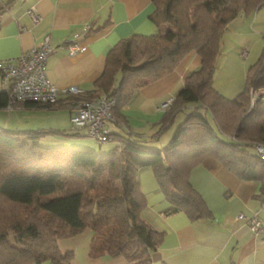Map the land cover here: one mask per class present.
<instances>
[{
	"label": "trees",
	"instance_id": "trees-1",
	"mask_svg": "<svg viewBox=\"0 0 264 264\" xmlns=\"http://www.w3.org/2000/svg\"><path fill=\"white\" fill-rule=\"evenodd\" d=\"M151 2L150 19L158 27L169 23L173 34H133L119 40L106 54L95 90L75 98L115 97V119L137 88L168 74L194 52L201 63L184 78L161 126L178 112L183 119L160 148L116 136V144L105 152L40 144L48 133L59 131L0 127V264H69L72 252L61 251L57 240L85 228L93 231L91 256L120 255L127 264H150L163 231L140 216L145 205L137 179L141 168L153 171L171 203L167 213L182 211L193 220L211 215L189 181L191 169L205 157L219 160L241 179L259 180L264 197V160L250 150L255 142H264V101L251 105L249 95L250 89L264 88V54L248 66L243 90L235 97L212 85L228 23L264 0ZM95 31L90 28L86 34ZM7 102L0 91V108ZM113 134L108 133V140Z\"/></svg>",
	"mask_w": 264,
	"mask_h": 264
},
{
	"label": "crops",
	"instance_id": "crops-1",
	"mask_svg": "<svg viewBox=\"0 0 264 264\" xmlns=\"http://www.w3.org/2000/svg\"><path fill=\"white\" fill-rule=\"evenodd\" d=\"M29 9L39 15L37 22L27 14ZM153 10L151 0H0V60L16 58L49 35L53 51L46 63L48 77L59 89L75 86L83 95L95 90L94 82L104 69L106 54L119 40L133 34H173L167 23L159 27L153 23L149 17ZM86 22L96 29L91 35L83 29ZM71 39L81 46L73 55L67 49ZM261 54L264 4L228 23L220 40L213 87L226 97H235L243 90L248 66ZM200 63L199 55L190 52L174 70L137 88L108 124L114 139L99 148H112L116 136L139 138L155 148L165 145L176 127L174 123L181 118L176 120L178 112L162 127L166 111L157 110L156 105L173 100L184 78ZM66 99L67 95L60 94L57 104L50 107L0 108V127L11 131H63L48 133L49 140L66 146H86L83 136L76 137L80 136L79 129L70 122L72 110L65 105ZM73 140L75 143H66ZM137 179L145 199L140 216L153 229L163 231L150 264H264V229L254 234L245 220L237 218L239 214H257L264 220L259 180L241 179L219 160L205 157L191 169L189 181L211 215L193 220L182 211L167 213L171 203L150 168H141ZM92 237L93 231L85 228L59 238L57 245L61 251L72 252L69 264H127L120 255L91 256Z\"/></svg>",
	"mask_w": 264,
	"mask_h": 264
},
{
	"label": "built area",
	"instance_id": "built-area-1",
	"mask_svg": "<svg viewBox=\"0 0 264 264\" xmlns=\"http://www.w3.org/2000/svg\"><path fill=\"white\" fill-rule=\"evenodd\" d=\"M27 14L33 22L39 20V15L34 9H29ZM90 28L91 25L88 22L83 25L86 32ZM67 47L70 55L81 50V46L74 39L67 42ZM52 51L50 36L45 35L38 45L19 54L16 58L0 60V82L8 99L6 108L20 107L25 103L54 106L60 94L67 95L65 105L72 110L71 124L76 128L84 129L88 137L101 143L106 142L109 133L108 124L115 120L111 110L115 97L100 95L94 99L82 100L75 98L81 92L75 86L59 89L47 74L46 63ZM254 93L257 94L256 91ZM261 99H264V92H259L253 102ZM171 102L172 99L163 101L156 105V109L166 110ZM254 148L264 160V142H255ZM237 218L245 220L249 230L254 234L264 229V220L257 214L249 217L239 214Z\"/></svg>",
	"mask_w": 264,
	"mask_h": 264
},
{
	"label": "rangeland",
	"instance_id": "rangeland-1",
	"mask_svg": "<svg viewBox=\"0 0 264 264\" xmlns=\"http://www.w3.org/2000/svg\"><path fill=\"white\" fill-rule=\"evenodd\" d=\"M168 24V26H171L169 23H167ZM171 28H172V26H171ZM256 91V93L258 94L259 92H264V88H260V89H250L249 90V95H250V104L252 105V104H254L255 102H257V101H254L253 102V100L255 99V97L257 98V94H255L254 92ZM261 100H264V99H261ZM260 100V101H261ZM185 111H188L187 109L185 110ZM183 117H184V113L183 112H179L178 113V115H177V118H176V120H178L179 121V118H181V120L183 119ZM177 123H179V122H177L176 121V124ZM176 124L174 123V127L176 126ZM72 127V126H71ZM173 130H174V128H173ZM79 131V134H80V136H76L77 137V139L79 138V137H81V136H83V138L84 139H82L83 140V143L85 142L86 143V146H82V147H84V148H82V149H88V150H92V151H97V152H99V151H103V152H105L106 151V149L104 148V147H102V148H99L100 147V145H107L108 143L107 142H98V141H96V140H94V139H92V138H90V137H88L86 134H85V132H84V129H79L78 130ZM51 136H49V135H47L44 139H42L41 140V145H45V146H51V145H56V143L57 142H55V141H51V140H49V138H50ZM74 142V140L73 141H70V142H66V143H73ZM75 143V142H74ZM67 145V144H66ZM70 145H72V144H70ZM67 147H72V148H77L78 146H67ZM79 148V147H78ZM250 150L252 151V152H256L255 150V148L253 147H250Z\"/></svg>",
	"mask_w": 264,
	"mask_h": 264
}]
</instances>
